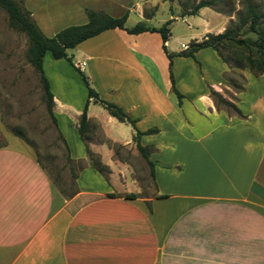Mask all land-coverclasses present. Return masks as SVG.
Here are the masks:
<instances>
[{
    "label": "crops",
    "instance_id": "0c3cea01",
    "mask_svg": "<svg viewBox=\"0 0 264 264\" xmlns=\"http://www.w3.org/2000/svg\"><path fill=\"white\" fill-rule=\"evenodd\" d=\"M20 3L46 37L85 24L87 10L113 18L127 14L126 28H159L153 17L166 9L165 47L174 55L187 50L183 44L189 49L222 33L227 24V16L208 7L176 16L164 0ZM178 19L186 30L173 37L170 27ZM162 46L158 32L130 35L115 28L67 50L70 63L44 55L54 126L70 160L84 165L76 191L61 203L24 142L0 146V264H264V74L242 70L246 84L233 92L229 65L213 49L194 52V59L174 56L180 102L171 91ZM81 62L85 66L78 69ZM82 76L134 127L90 99L80 137L78 119L87 100ZM209 89L243 118L216 107ZM150 129L157 131L144 134ZM136 132L143 133L138 142L153 164L149 196L126 181L132 166L115 153L136 156ZM129 194L136 198L126 199Z\"/></svg>",
    "mask_w": 264,
    "mask_h": 264
},
{
    "label": "rangeland",
    "instance_id": "374dc122",
    "mask_svg": "<svg viewBox=\"0 0 264 264\" xmlns=\"http://www.w3.org/2000/svg\"><path fill=\"white\" fill-rule=\"evenodd\" d=\"M15 1L21 5V0ZM164 1L173 9V14L180 16L190 12L199 2L211 0ZM245 1L215 0L210 8L227 16L226 28L236 40H252L264 45V0H249L260 15L256 23V33L247 30L248 24L237 30L239 18L245 15ZM168 16V11L161 8L154 15L152 23L162 26V18ZM170 28L174 37L184 34L186 24L178 19ZM172 44L178 46L179 42L174 39ZM28 45L27 36L12 28L5 11L0 9V146H14L18 141L24 142L30 154L44 169L46 178L53 187L54 197H59L62 203L76 191L75 181L84 162L70 160L65 143L46 112V99L40 76L28 61ZM218 48V52L230 67L227 85L236 92L242 82L241 71L246 66L243 57L248 53L255 56L256 48L228 41L219 43ZM50 59L49 55L45 56V60ZM80 87L83 89V86ZM228 95L231 97V94ZM115 153L125 157L132 166V173L127 174L126 181L140 187L139 195H151L149 167L139 152L137 151L136 156H131L126 150L115 148ZM92 160L94 164L98 163V160ZM119 174L123 179L122 173Z\"/></svg>",
    "mask_w": 264,
    "mask_h": 264
},
{
    "label": "trees",
    "instance_id": "16d2710c",
    "mask_svg": "<svg viewBox=\"0 0 264 264\" xmlns=\"http://www.w3.org/2000/svg\"><path fill=\"white\" fill-rule=\"evenodd\" d=\"M214 1L215 0L201 1L197 5H195L192 8V10H190V12L186 13L185 15H195V14L197 15L198 11L201 8H206V7L210 8L214 4ZM0 9L5 11L9 21V25L12 28L16 29L17 31L24 33L28 38L29 41V45L27 48L28 61L30 62L31 66L37 70L40 76L39 79L41 81L43 94L46 99V109H47L46 112L55 126H56V122L52 113L54 106L53 95L49 90V85L46 80V77L43 74V69H42V62L44 55L46 53H49L53 59L63 58L70 63V59H68L66 54L67 50L73 49L75 48V46H78L83 41L92 38L96 35L98 36L99 34L109 29H115V28L123 29L127 33H130V35H136L143 32H158L161 35L163 41L162 51L166 55L169 61L168 69H169V78L171 81L170 82L171 91L176 95V97L180 102L183 96L175 90L173 84L174 79L171 72V63H172L171 60L174 56L191 57L192 59H194V52H197L198 50L204 48H211L223 60V62L229 65L227 60L224 57H222L221 54L218 52L219 50L218 44L223 43L225 41L235 42L239 45L246 44L255 47L256 48L255 52L257 54L253 56L248 53L243 57V61L246 63V66H244L243 69H248L249 71L253 72L254 75L264 74V45L252 40H236L235 36L232 35V32L227 28H225V30L222 33L216 35H208L206 39H204L199 43L192 42L190 44L189 49L177 55H174L167 53L165 47V42L168 39V33H169L167 29V26L170 24L169 21H167L164 25H162L159 28L148 27L145 26L143 23H137L132 28H126L124 26V21L127 14H124L119 18H113L106 15L105 13L97 12L96 10H87L86 11L87 21L85 24L78 26H70L65 29L63 28L60 31H58L54 36L46 37L40 32V30L37 28L35 23L31 20L29 11L24 9L15 0H0ZM258 18H260V15L257 12L256 7L252 4V2L246 0L245 15L242 18H239L237 23V30H240L241 28H243L245 25L248 24L247 30H249V32L256 33V23ZM241 80L242 82L237 87L236 90L237 92L242 91L244 85L246 84V81L243 78V76H241ZM82 82L86 87L87 100L85 102L83 111L81 112L78 119L77 131L80 137L83 136L84 131L87 127L86 112L90 99L94 100L95 103H99L101 106H103L104 109L107 110L108 115L114 117L117 121L126 122L127 124L134 127V121L130 120L127 117V114L124 110H122L120 107L112 103H108L99 99L95 91L89 86L87 82V78L85 76H82ZM209 93L213 97L216 107L219 108L220 106H224L226 107V109L232 110L237 117L243 118L239 110L233 104L227 102L224 98H222L218 93H216L212 89H209ZM156 131H157L156 129H150L146 131L144 134H149ZM142 134L143 133L140 132H136L135 134L134 139L137 144L136 149L147 162L148 166L150 167V174L153 177V164L148 159V150L146 148H143L138 142V139ZM125 198L134 199L136 198V195L130 194L127 195Z\"/></svg>",
    "mask_w": 264,
    "mask_h": 264
},
{
    "label": "built area",
    "instance_id": "2783aa9c",
    "mask_svg": "<svg viewBox=\"0 0 264 264\" xmlns=\"http://www.w3.org/2000/svg\"><path fill=\"white\" fill-rule=\"evenodd\" d=\"M182 48H183V49H188V46L185 45V44H183V45H182ZM84 66H85V63H84V62H81V63H78V64H77V68H78V69H82Z\"/></svg>",
    "mask_w": 264,
    "mask_h": 264
}]
</instances>
